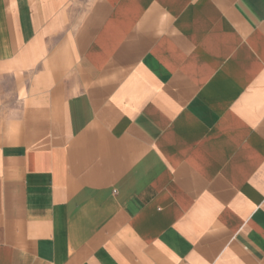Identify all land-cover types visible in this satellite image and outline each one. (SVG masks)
Here are the masks:
<instances>
[{"label":"crops","instance_id":"0c3cea01","mask_svg":"<svg viewBox=\"0 0 264 264\" xmlns=\"http://www.w3.org/2000/svg\"><path fill=\"white\" fill-rule=\"evenodd\" d=\"M0 264H264V0H0Z\"/></svg>","mask_w":264,"mask_h":264}]
</instances>
